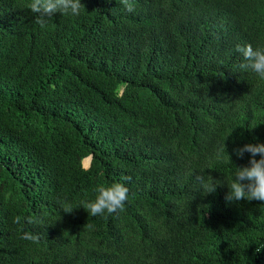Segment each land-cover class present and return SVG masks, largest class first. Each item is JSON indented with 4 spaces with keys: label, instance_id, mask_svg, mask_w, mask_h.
Returning <instances> with one entry per match:
<instances>
[{
    "label": "trees",
    "instance_id": "obj_1",
    "mask_svg": "<svg viewBox=\"0 0 264 264\" xmlns=\"http://www.w3.org/2000/svg\"><path fill=\"white\" fill-rule=\"evenodd\" d=\"M181 1L81 0L42 29L0 0V264H264V202L196 180L264 143V79L236 51L264 48V0ZM114 182L123 211L79 207Z\"/></svg>",
    "mask_w": 264,
    "mask_h": 264
},
{
    "label": "clouds",
    "instance_id": "obj_2",
    "mask_svg": "<svg viewBox=\"0 0 264 264\" xmlns=\"http://www.w3.org/2000/svg\"><path fill=\"white\" fill-rule=\"evenodd\" d=\"M182 2L181 0H178ZM111 2V0H109ZM128 12L135 10L132 0H117ZM27 9L34 15L35 23L40 27L46 28L48 22L60 13L62 16H79L82 7H85L81 0H29L26 5ZM236 51L240 53L246 63H241V69H250L260 79H264V48H254L252 44L244 46L237 45ZM224 148H221L217 154V159L222 158ZM238 158H243L245 153L250 154V159L246 166L238 167L234 173V177L218 180L211 175L205 179L202 175L197 176L196 180L203 189L204 195L214 193L218 186L225 183L229 189L225 196L227 202L240 201L247 199L248 201L264 202V143H248L242 147L233 149ZM259 156V159H257ZM231 159V158H230ZM127 179H131L128 177ZM96 196L92 200L81 201L83 207L90 216H98L114 214L123 211L125 202L128 199L129 189L124 183L114 182L109 186L99 185L96 189ZM64 213H72L74 209L71 203L67 201L61 202ZM26 218L19 215L13 218V223L22 224ZM27 223H34L31 218L26 219ZM21 239L37 242L39 237L31 232H23ZM264 250V245L257 246L256 253Z\"/></svg>",
    "mask_w": 264,
    "mask_h": 264
},
{
    "label": "water",
    "instance_id": "obj_3",
    "mask_svg": "<svg viewBox=\"0 0 264 264\" xmlns=\"http://www.w3.org/2000/svg\"><path fill=\"white\" fill-rule=\"evenodd\" d=\"M91 160H92V156L91 157H89ZM90 164H91V161H90ZM90 166V165H89Z\"/></svg>",
    "mask_w": 264,
    "mask_h": 264
}]
</instances>
